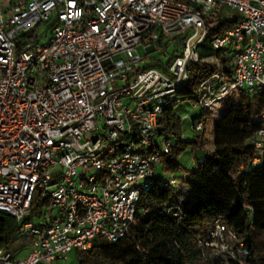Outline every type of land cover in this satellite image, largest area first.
<instances>
[{
	"label": "built area",
	"instance_id": "2783aa9c",
	"mask_svg": "<svg viewBox=\"0 0 264 264\" xmlns=\"http://www.w3.org/2000/svg\"><path fill=\"white\" fill-rule=\"evenodd\" d=\"M222 7L237 21L210 44L227 64L199 52L206 17ZM154 51L160 66L149 65ZM195 63L213 67L192 94L212 120L238 92H264V0H0V212L14 219V236L31 237L21 258L1 246L0 264H52L96 238L117 241L146 211L152 184L178 187L162 169L170 141L157 124L164 105L185 100ZM253 121L259 162L264 110ZM201 243L236 260L244 240L216 217Z\"/></svg>",
	"mask_w": 264,
	"mask_h": 264
},
{
	"label": "trees",
	"instance_id": "16d2710c",
	"mask_svg": "<svg viewBox=\"0 0 264 264\" xmlns=\"http://www.w3.org/2000/svg\"><path fill=\"white\" fill-rule=\"evenodd\" d=\"M236 21L237 15L227 13L223 7L210 11L206 17L209 34L200 47V55L220 54L227 64L229 56L213 50L210 42ZM178 51L179 42H175L167 44L161 55L173 57ZM149 65L160 66L159 60L152 57ZM209 69L213 67L191 65L183 91L185 100L195 102L192 94L203 70ZM176 106L164 105L157 132L170 141L167 152L162 153V169L175 173L180 184H152L141 196L140 205L146 211L136 213L126 234L114 242L96 238L89 249L75 250V264H264V155L254 162L255 149L248 142L257 127L254 117L264 110V92H238L215 120L210 112L199 109L189 120L190 139L184 137ZM196 121L202 122L201 131L190 129ZM208 128L212 129L210 150L205 148L203 137ZM187 149L203 151L200 156L194 155L195 166L189 169L179 161ZM216 217L244 240L236 260L223 259L201 243L208 238ZM15 227L14 219L0 212V247L10 244Z\"/></svg>",
	"mask_w": 264,
	"mask_h": 264
},
{
	"label": "rangeland",
	"instance_id": "374dc122",
	"mask_svg": "<svg viewBox=\"0 0 264 264\" xmlns=\"http://www.w3.org/2000/svg\"><path fill=\"white\" fill-rule=\"evenodd\" d=\"M233 13L232 11H229V13ZM230 13V14H231ZM42 29H40L41 31ZM44 32H42L41 36H40V41L44 42L48 39L49 34H47L46 36L44 35ZM137 52L139 53V55H145L146 51L143 48L142 45H138L136 47ZM151 57H156L158 56V52L154 51L151 52L149 54ZM168 57L169 55L163 56L162 57V61L164 63H166L168 61ZM175 111L176 113L181 117L182 119V127H183V132H184V137L190 139L191 137V132L189 130V120L190 118H192L193 116L197 115L199 113V108L195 105V102H193V100H184L181 104L177 105L175 107ZM198 134H201L198 132ZM203 137L205 138V148L210 150L213 147V142H212V129L208 128ZM201 154H203V151L201 150H197L196 152H191L190 149L185 150L180 156H179V161L187 166V167H194L195 163H194V155L196 156H200ZM179 173H177L178 175ZM36 195L34 197V202L36 201ZM41 209H39V206L35 203L33 206V210L29 213L28 218L34 220L35 217L39 214ZM30 244H31V237L27 234H19L17 236L13 235V239L10 242V244H8L6 247L7 249L12 252L14 255L16 256H21V255H25L26 253H28L29 249H30ZM52 264H75V260H74V254L73 252L71 254H69V256L67 257V259L65 261H60V260H56L53 261Z\"/></svg>",
	"mask_w": 264,
	"mask_h": 264
},
{
	"label": "crops",
	"instance_id": "0c3cea01",
	"mask_svg": "<svg viewBox=\"0 0 264 264\" xmlns=\"http://www.w3.org/2000/svg\"><path fill=\"white\" fill-rule=\"evenodd\" d=\"M212 148H213V147H212ZM212 148H211V149H212ZM180 163H181V162H180ZM181 164H182V163H181ZM182 166H184L185 168H188V169L191 168V167H187V166H185V165H183V164H182ZM26 254H27V253H26ZM26 254H25L24 256H26ZM24 256L21 255V256H17V257H18V258H21V257H24Z\"/></svg>",
	"mask_w": 264,
	"mask_h": 264
},
{
	"label": "water",
	"instance_id": "95a60500",
	"mask_svg": "<svg viewBox=\"0 0 264 264\" xmlns=\"http://www.w3.org/2000/svg\"><path fill=\"white\" fill-rule=\"evenodd\" d=\"M151 49H153V48H151Z\"/></svg>",
	"mask_w": 264,
	"mask_h": 264
}]
</instances>
